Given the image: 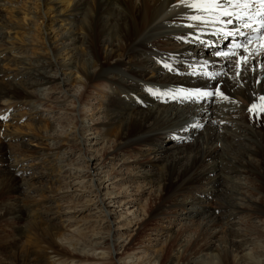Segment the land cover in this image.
<instances>
[{
	"label": "bare ground",
	"instance_id": "obj_1",
	"mask_svg": "<svg viewBox=\"0 0 264 264\" xmlns=\"http://www.w3.org/2000/svg\"><path fill=\"white\" fill-rule=\"evenodd\" d=\"M41 4L52 6L37 16L38 20H42L41 24H44L50 11L56 10L62 15L59 17L61 21L71 20L72 27L76 29L64 30L56 35L54 38L59 36V39L54 43L46 35L44 53L33 52L26 56L23 50L34 45L40 35L38 21L27 20L18 0H0V126L6 124L4 116L23 109L31 101L39 103L36 88L45 86L50 92L62 94L66 93V89H71V116L79 141L72 145L66 144V139L61 137L51 138V141L58 155L62 151L71 153L75 150L84 155L90 141L83 139V134L91 135L89 131L92 128L99 131L102 126L100 123L95 127L99 119L94 120L93 117H90V123L86 122L88 112L94 110L88 111L90 107L86 109L85 105L93 98V93L101 99L106 98L101 114L107 121V127L103 125L105 130L100 135L103 138H97L103 144L104 159L99 163L88 162L86 167L89 182L95 186L89 191L90 195L100 197L99 204L106 205L99 188L105 181L98 183L100 178H91L92 173L101 176L102 173L98 175L91 170L100 171L105 160L134 152L136 156L132 163L140 165L141 159H146L147 163L152 153L156 154L153 164L144 174L149 182L155 184L158 193V204L151 218H157L166 208L176 206L185 209L192 220L198 216V220L192 223L199 224L197 232L201 239L196 236L203 240L201 256L212 260L208 251L219 237L222 241L217 246V254L221 261L225 263L238 258L241 261L239 264L245 263L252 251L250 247L258 249L257 245L247 241L255 232L242 230L241 222L235 218L251 219L264 214V205L259 203L260 197H257L260 195L264 198V112L257 109L254 114L248 110L253 102L259 106V97L264 95V51L250 59L237 78L236 55L224 57L208 53V58L203 57L206 40L226 24H196L188 17L199 13L190 10L181 0H42ZM51 24L49 22L48 26ZM32 29H36V32H29ZM17 34L25 36L17 37ZM258 42L264 41L258 40L250 48H256ZM76 45L86 50L85 61L77 57L67 64L52 61L62 53L74 51ZM242 54L248 55L247 52ZM165 64L170 65L172 70L166 68ZM33 71L36 74H31ZM67 75L74 76L73 82L62 78ZM217 87L229 99L223 100L219 96L189 98L183 95L215 92ZM76 88L81 89L76 92ZM106 89L112 92L108 93ZM56 99L41 105L47 112L55 109L62 111L56 106L63 102ZM24 127L33 138L42 140L38 145L44 150L47 146L44 143L47 127L28 122ZM99 132L94 136L98 137ZM26 134L14 126L10 133H6V139L12 135ZM169 136L174 139V144H171L169 151L160 150L161 143ZM182 138L184 141L179 146ZM62 142L63 145H60ZM2 143L0 190L5 188L16 198L2 202L0 214L4 220L24 221L27 225L41 218V211L46 209L35 210L43 202L35 199L34 195L43 189L32 184L36 180L34 175L37 168L44 166L48 172L42 180L47 178L48 181L53 175V168H56L55 176L58 179L64 172L62 168L55 167L48 154L33 152L32 155L20 142L17 151L22 153L16 155L5 150ZM49 152H52L51 149ZM34 156L42 162L25 170L29 166L24 167L23 163ZM125 163L127 161L122 164ZM11 164L18 166L19 171ZM106 178L110 180L109 175ZM23 188L27 189V195ZM40 197L47 199L42 193ZM211 199L217 202L216 211L211 209ZM52 211L51 208L47 212ZM233 225H236L235 228ZM47 228L48 238H41L43 244L45 242L44 245L52 250L54 258L62 256L61 251L69 252L70 258H66L64 264H92L102 258L103 253L99 258L88 253L97 247L74 244L72 250H65L53 244L49 238L52 236L51 229ZM27 231L23 232V237L28 235ZM105 241L108 242V236ZM75 257L86 260H76ZM200 261L192 258L186 264H200Z\"/></svg>",
	"mask_w": 264,
	"mask_h": 264
},
{
	"label": "rangeland",
	"instance_id": "obj_2",
	"mask_svg": "<svg viewBox=\"0 0 264 264\" xmlns=\"http://www.w3.org/2000/svg\"><path fill=\"white\" fill-rule=\"evenodd\" d=\"M41 3L42 0H18V4L21 6L20 10L26 13L27 20L38 21V26L41 28L40 35L34 45L29 46L26 51L23 50L22 53L25 52L26 56H29L33 52L35 54L44 53L46 35L47 39L51 40V43H54L59 39V36L56 39L54 38L56 35L61 34L64 30L68 32L76 29L75 26L72 27L73 22L71 20L61 21L59 17L62 15L58 14L56 10L50 11L44 24H41L42 20H38L37 16H41L49 7H52L47 4L42 5ZM49 22H52V24L48 26ZM29 32L35 33L36 29H32ZM29 32L27 31L26 33L29 34ZM21 35L17 34V37L25 36ZM27 40L29 41L30 39ZM185 44L188 43L185 42ZM85 52L86 50L81 45H76L74 51L62 53L59 58L51 60L57 64H67L72 58L77 57L83 62L86 59ZM208 56L203 55L205 58H208ZM45 57L47 56L45 55ZM179 72H175V74ZM31 74L36 73L33 71ZM62 78L73 82L74 76L67 75L62 76ZM114 78L116 79L117 76H114ZM80 89L76 88V92H79ZM105 91L108 93L112 92L111 89H106ZM72 92L71 89H66L65 94L53 93L45 86L38 87L35 89V93L39 103L37 101H33L32 103L31 101L30 104L28 103L22 107L23 109L20 108L14 113L11 112L12 115L9 114L3 117L6 120V124L5 126H0V142H3L2 144L5 145V150L19 155L18 153L22 152L17 151L18 144L22 142L26 145L28 153L32 155H34L33 152L42 155L48 154V158L55 164V167L62 168L64 173L58 179L55 176L56 168H53V175L50 181L47 178L42 180L43 175L48 171L44 169L43 165L37 168L34 175L36 180L32 184L37 188L43 189L41 193L47 197V199H42L40 192L34 193L35 199L43 201L35 210L46 208L41 211V218L35 221L32 220L33 222H29L26 225L24 221L11 222L4 220L2 214H0V264H64L63 261L66 258H70L69 252L62 253L61 251L60 255L62 256L54 258L51 253L52 250L44 245L45 242L43 244V238H48L47 227L51 229L52 236H49V238L54 242L53 244L65 250L67 248L72 250V245L74 244H82L84 247H97L95 251L91 252L89 249H85L96 258L103 255L101 259L93 261L94 263L92 264H123L124 262H132L131 264H186L192 258L201 260L200 264H239L241 261L238 258H233L225 263L221 261L220 256L217 254L219 252L217 246L222 241L219 237L215 239L214 245H211V247L213 246L212 249L208 251V253H211L212 260H208L209 258H206V256H201L202 253L200 251L203 250L204 246L203 240H200L201 238L197 232L199 224L192 223L193 220H198V216L192 220L185 213V209L175 208L176 206L166 208L164 212L160 213V216L151 218L156 208L155 206L158 204V193L155 184L149 182L144 177V174L147 172V168H150L153 164L152 161L156 158V154L152 153L147 163L146 159L145 161L141 159V166L132 163L134 156H136L134 152L129 154L123 153L116 156L115 159L105 160L104 167L100 171L91 170L97 172L98 175L102 173L100 174L101 176H94L96 173H92L91 178L93 180L100 178L101 180L98 183L105 181L99 188L101 191L100 196L103 200L105 199L106 205L103 206V203L99 204L100 197H94V194L90 195L89 191H92L95 186L89 182L90 177L87 175L88 170L86 167L88 162L99 163L104 159L103 144L97 138H103L100 137L101 133L105 130L103 125L107 127V121L101 114L106 98L101 99L100 96L96 97L95 93H93V98L87 101L85 105L86 109L90 107L88 111L94 110L93 112H88L85 119L86 122L90 123V117H93L94 120L99 119V122H97L99 124L96 123L95 127L99 126L100 123L102 124L99 127L100 132L94 131L95 128H92L93 130L89 131L91 135L83 134V139L86 138L87 141H90L89 146L86 147L84 145L88 149L85 151V157L83 153L76 150L71 153L70 151H62L58 155L56 154L58 152H54L55 146L52 145L51 138L61 137L62 139H66V142H63L69 145L77 143L80 138L78 137L79 134H76L73 129L74 120L71 116L73 108H71L69 102V95ZM66 94L67 96L64 97ZM113 95L115 96L114 91ZM54 98H57V102H63L58 104L60 107L57 105L56 108H62L65 111L62 110V112L59 109H55L52 112H47L42 107L46 102L51 103V100ZM75 109H77V105ZM257 117H260V115ZM27 122L28 124L47 127L45 131L47 137L44 139V143L47 146L44 150L38 145L42 143V140L33 138L28 133L26 127H24V124L26 126ZM203 122L205 124L206 120ZM14 126L19 127L27 134L12 135L6 139V133H10ZM96 132H99L98 137L94 136ZM172 140L174 141L172 137H167L161 143L160 150L169 151L171 144H174ZM183 141L184 139L182 138L178 145L182 146L180 143H183ZM63 142L60 145H63ZM50 149L51 153L49 152ZM35 157L38 158L37 156L28 157L29 159L23 163L24 167L29 166L27 169L24 168L25 170H30L39 162H42L41 159H35ZM124 161H127V163L122 164ZM12 167H15L19 171L18 166L13 165ZM107 175H109L110 180L106 178ZM85 177H89V179ZM23 190L24 194L27 195V189L23 188ZM32 191L34 192L35 190ZM190 193H193V191ZM257 197H260L259 203L264 205V198H261L260 195ZM15 198L16 195L8 192L5 188L0 190V204L5 201L14 200ZM209 202H211L212 210L217 209L216 201L211 199ZM51 208L53 211L47 212ZM203 216L204 214L200 215V218ZM235 219L241 222L242 227L240 228L242 230L255 232L254 236H252L254 238L249 236L251 239L247 241L258 246V249H255L247 245V247L252 249V253L250 252L247 261L241 264H264V214H259L258 217L251 219ZM236 225H233V228ZM23 228H27L25 230L29 231H27L28 235L26 237H23V232L25 231ZM107 236L108 242L106 243ZM21 237L23 238L21 239ZM100 253L103 254L101 255ZM74 259L86 260L79 257H75Z\"/></svg>",
	"mask_w": 264,
	"mask_h": 264
},
{
	"label": "snow or ice",
	"instance_id": "obj_3",
	"mask_svg": "<svg viewBox=\"0 0 264 264\" xmlns=\"http://www.w3.org/2000/svg\"><path fill=\"white\" fill-rule=\"evenodd\" d=\"M181 3L188 7L195 13L188 17V19L196 22V24H215L222 23L226 25H232L227 32L221 29L220 34L232 37L233 49L241 50V52H232L231 54L238 57L236 61L237 73L236 76L239 78L244 68L248 65L249 60L260 54V51H264V42L256 43V48H250L254 42L264 41V0H181ZM188 27H194V25H187ZM247 29V32L242 31ZM257 33L258 35H252ZM244 36L245 40L243 43L235 42V37ZM199 39V37H196ZM243 52H247L248 55H243ZM219 56L227 57L230 55L229 52H219ZM166 68L171 69L168 64L164 65ZM159 94V93H154ZM187 97H214L219 96L223 100L229 99V97L217 87L215 92L204 91L183 94ZM261 103L259 106L257 103H251L249 107L250 113H255V110L264 112V95L259 97Z\"/></svg>",
	"mask_w": 264,
	"mask_h": 264
}]
</instances>
